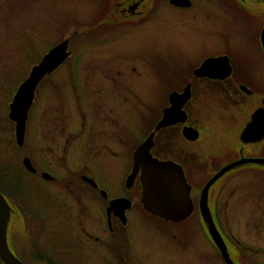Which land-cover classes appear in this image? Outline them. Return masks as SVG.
Returning a JSON list of instances; mask_svg holds the SVG:
<instances>
[{"label":"flooded vegetation","instance_id":"af4514ba","mask_svg":"<svg viewBox=\"0 0 264 264\" xmlns=\"http://www.w3.org/2000/svg\"><path fill=\"white\" fill-rule=\"evenodd\" d=\"M172 1L89 0L76 26L70 25L73 19L64 25L71 26L70 34L49 48L67 40L69 55L35 89L31 146L27 115L23 145L16 144L13 122V139H7L20 164L7 165L11 152L0 149L5 159L0 194L10 207L8 250L21 263L184 264V253L177 255L183 250L179 241L198 233L201 241L191 263L225 264L203 224L199 199L204 185L223 168L241 160H264V0H185V7ZM165 6L188 12L197 20L193 30L210 37L212 44L193 59L169 57V66L158 74L148 52L131 54L127 66H122L119 53H97V60L91 55L85 65L65 66L72 58L74 36L82 34L85 47L115 44L122 36L144 39L152 36L148 25ZM208 59L215 61L203 66ZM136 78L145 86L144 99L131 87ZM171 94L181 95L174 107ZM122 109L137 116L138 123L124 119ZM168 110L169 125L158 127ZM122 127L133 139L125 148L120 145L126 138L120 134ZM149 135L152 158L180 166L190 185L193 208L183 221L167 222L144 210L139 174L127 183L133 152ZM122 149L129 157L121 176L117 165ZM26 158L33 172L23 166ZM247 179L261 184L264 163L234 165L206 197L234 264H255V249L216 225L219 200L223 187L232 196ZM192 217L197 219L194 226L187 223Z\"/></svg>","mask_w":264,"mask_h":264},{"label":"rangeland","instance_id":"374dc122","mask_svg":"<svg viewBox=\"0 0 264 264\" xmlns=\"http://www.w3.org/2000/svg\"><path fill=\"white\" fill-rule=\"evenodd\" d=\"M88 2L89 0H0V149L5 147L8 152H11L9 156L11 161L7 164L9 166L16 163L19 165L21 162V158H17L18 154H15V150L11 149L13 146L11 147L7 140L9 138L11 143L14 136L12 122L7 116L10 100H12L17 86L28 76L31 67L37 64L51 46L70 34L71 26L64 28V25L69 24L72 19L74 21L70 25L80 21L81 11L83 12L87 8L86 3L89 4ZM158 12L159 14L156 19H153L152 25H148L152 28V36L144 39L135 37L132 40L130 36H122L115 44L107 42L101 46L86 45L85 47L81 45L80 30L79 35L74 36L71 40L75 43L72 44L73 54L65 66H71L73 62L78 66L85 65L84 59L92 55L97 60V53H119L122 66H127L131 54L148 52L153 55L152 65L154 69H157L156 74H158L157 72L169 66V57L173 58L175 55L182 59H187V57L193 59L212 44L209 43L210 37L200 36L197 29L193 30V19L190 18L191 15L188 12L174 11L169 8L167 10V6L159 9ZM150 27L148 28L150 29ZM131 63L130 65H134V62L131 61ZM62 71L64 72L65 69H60V72ZM79 76L82 75L79 74ZM127 81L129 80L127 79ZM132 81L137 82L135 86H131L135 94L138 93L137 95L144 99L143 96L146 95L144 84H138L137 78ZM157 95H159L158 85ZM67 105L68 102L65 101V106L67 107ZM155 105L154 100L153 109H155ZM121 112L122 117L127 120L130 118L134 121L137 117H130L132 112H124L123 109ZM143 113L145 111L142 109ZM32 116L33 105L28 114L27 124L30 126L28 140L30 146L34 127L32 121L34 117ZM136 122L138 123V121ZM120 134L126 136V138L122 137L121 147H128L133 141L129 129L126 131L125 127H122ZM120 156L121 163H118L117 166L122 176L123 172L127 171L129 154L123 152ZM1 160L5 159L0 156V165ZM237 186V193L232 196L225 193L224 187H221L223 192L219 200L218 208L221 212L217 218L218 226L223 227L229 237L239 241L243 246L254 248L255 250L252 251L253 261L255 264H264V179L261 184L256 180L247 179ZM187 223L194 226L197 224V219L192 217ZM195 230L189 231L195 232ZM186 235L183 240L179 241L184 243H182V252H178L177 255L181 256L184 253V257H182L184 264H192L190 255L196 248L195 244L199 245L201 240L196 237L200 235L198 233L190 234L188 237Z\"/></svg>","mask_w":264,"mask_h":264},{"label":"water","instance_id":"95a60500","mask_svg":"<svg viewBox=\"0 0 264 264\" xmlns=\"http://www.w3.org/2000/svg\"><path fill=\"white\" fill-rule=\"evenodd\" d=\"M185 0H173L172 3L176 6H187L188 2ZM69 55L67 51V40L62 41L46 54L43 55L39 64L33 65L28 73V76L23 80L19 87L16 89L12 100L8 106V119L15 125V140L18 146L23 145L25 125L27 115L34 99L35 89L39 81L44 75L50 74L56 69ZM219 60V59H218ZM213 61L208 59L202 65L209 66ZM178 97L177 94L170 95V104L176 106ZM187 97V96H186ZM171 106V107H172ZM171 110L164 113V116L159 126L169 125L166 116L170 114ZM157 127V128H158ZM184 135L191 138L190 130L185 129ZM152 135H149L133 152L132 155V168L127 178L129 184L138 174L141 184V204L145 211L158 216L167 222H180L187 219L192 212V201L190 198V185L187 184L183 171L177 164L170 161H159L152 158L150 149L153 144ZM241 162H255L264 163V160H241L230 164L229 166L220 170L214 175L203 187L200 199L199 210L201 219L213 241L215 242L218 250L225 261V264H234L227 252L225 244L216 229L215 223L207 207V193L210 186L222 174L238 165ZM23 166L33 172L34 169L30 161L26 158L22 161ZM121 201V200H120ZM117 202V201H116ZM114 203V202H113ZM116 203L112 204L111 208L115 207ZM117 207V206H116ZM10 216V207L0 194V261L4 264H23L11 253L7 244V225L8 217Z\"/></svg>","mask_w":264,"mask_h":264},{"label":"trees","instance_id":"16d2710c","mask_svg":"<svg viewBox=\"0 0 264 264\" xmlns=\"http://www.w3.org/2000/svg\"><path fill=\"white\" fill-rule=\"evenodd\" d=\"M8 196L13 199V193L11 191L9 192ZM216 225L218 226L217 220H216Z\"/></svg>","mask_w":264,"mask_h":264}]
</instances>
